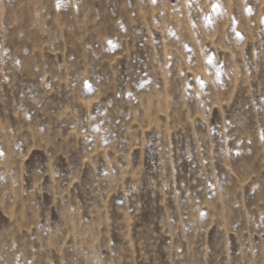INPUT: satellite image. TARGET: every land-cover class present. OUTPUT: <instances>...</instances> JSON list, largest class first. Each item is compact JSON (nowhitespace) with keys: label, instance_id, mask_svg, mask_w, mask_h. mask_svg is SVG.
<instances>
[{"label":"rangeland","instance_id":"1","mask_svg":"<svg viewBox=\"0 0 264 264\" xmlns=\"http://www.w3.org/2000/svg\"><path fill=\"white\" fill-rule=\"evenodd\" d=\"M0 264H264V0H0Z\"/></svg>","mask_w":264,"mask_h":264},{"label":"snow or ice","instance_id":"2","mask_svg":"<svg viewBox=\"0 0 264 264\" xmlns=\"http://www.w3.org/2000/svg\"><path fill=\"white\" fill-rule=\"evenodd\" d=\"M86 87H87V85H86Z\"/></svg>","mask_w":264,"mask_h":264}]
</instances>
